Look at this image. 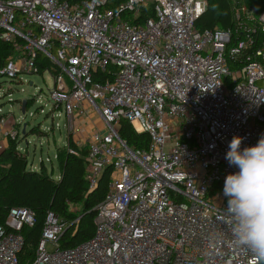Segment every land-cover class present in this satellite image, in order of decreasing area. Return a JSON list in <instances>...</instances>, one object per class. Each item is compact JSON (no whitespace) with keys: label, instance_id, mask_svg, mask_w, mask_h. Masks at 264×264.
Masks as SVG:
<instances>
[{"label":"built area","instance_id":"obj_1","mask_svg":"<svg viewBox=\"0 0 264 264\" xmlns=\"http://www.w3.org/2000/svg\"><path fill=\"white\" fill-rule=\"evenodd\" d=\"M149 1L154 18L137 24ZM229 1L234 27L202 32L208 0H126L120 12L109 0H0V43L12 46L0 78L22 83L51 62L69 136L87 109L104 126L86 144L89 192L112 168L93 239L61 250L67 224L49 213L30 264H264L233 243L223 194L238 171L225 159L233 136L243 149L264 135V0ZM13 119L0 109V127ZM123 120L149 135L148 150L119 137ZM35 221L32 210L9 212L0 264H20Z\"/></svg>","mask_w":264,"mask_h":264},{"label":"trees","instance_id":"obj_2","mask_svg":"<svg viewBox=\"0 0 264 264\" xmlns=\"http://www.w3.org/2000/svg\"><path fill=\"white\" fill-rule=\"evenodd\" d=\"M108 7L117 12L126 0H109ZM206 12L197 20L198 31L216 28L232 29L234 19L232 5L229 0H208ZM262 4V0H255ZM137 24H144L154 18V5L149 1L147 7L140 10ZM247 51L246 54H252ZM12 54V46L0 43V65L3 66ZM53 64L48 61L41 63V72L53 71ZM54 69V68H53ZM107 73H98L95 81L102 82ZM33 101L26 100L27 109ZM26 109V110H27ZM32 135L47 133L40 131V126L31 130ZM119 137L135 150H148L150 137L147 133L137 134L131 124L123 120L118 128ZM69 136L67 145L57 149L56 159L60 171L59 180H55L46 170L41 161L40 171L29 168V161L20 153L17 137H8L7 146L0 151V226L12 209H29L35 214L33 227H25L22 231L24 245L19 253L20 264H30L35 258L36 250L42 238L44 225L49 213L67 224L59 239L61 250L75 248L93 239L97 207L109 193L112 168H106L97 184L89 192L86 180L89 147H78ZM79 209L74 213L72 209ZM79 219V220H78ZM78 220L77 223H74Z\"/></svg>","mask_w":264,"mask_h":264},{"label":"rangeland","instance_id":"obj_3","mask_svg":"<svg viewBox=\"0 0 264 264\" xmlns=\"http://www.w3.org/2000/svg\"><path fill=\"white\" fill-rule=\"evenodd\" d=\"M20 79L22 83L0 78V109L2 113L14 118L5 128L12 130V134L18 138V149L27 157L29 168L40 171L43 161L47 172L55 180H59L57 149L67 145L69 133L65 127L66 118H55L60 110L53 109L54 102L50 95L54 88V78L46 71L41 75H24ZM26 100L33 103L28 109L26 106L27 110L23 114V102ZM52 117L55 118L54 121ZM57 124L60 128L56 127ZM53 125L54 130H50ZM38 126L41 132L47 134L32 135L31 130ZM100 128H104L102 122ZM72 211L77 213L79 209L73 208ZM47 249L52 250V245L48 244Z\"/></svg>","mask_w":264,"mask_h":264},{"label":"clouds","instance_id":"obj_4","mask_svg":"<svg viewBox=\"0 0 264 264\" xmlns=\"http://www.w3.org/2000/svg\"><path fill=\"white\" fill-rule=\"evenodd\" d=\"M242 140L233 136L225 155L229 165L238 169L224 181L225 212L233 243L264 261V135L243 149Z\"/></svg>","mask_w":264,"mask_h":264},{"label":"crops","instance_id":"obj_5","mask_svg":"<svg viewBox=\"0 0 264 264\" xmlns=\"http://www.w3.org/2000/svg\"><path fill=\"white\" fill-rule=\"evenodd\" d=\"M75 123V130L70 138L78 147L88 144L95 132L103 131V128H100L101 122L99 117L90 109H87V112L78 118ZM12 133V130H9V128L0 127V144L3 148L7 146L8 135H12ZM17 134L16 132L15 135ZM68 139L67 137V141Z\"/></svg>","mask_w":264,"mask_h":264},{"label":"water","instance_id":"obj_6","mask_svg":"<svg viewBox=\"0 0 264 264\" xmlns=\"http://www.w3.org/2000/svg\"><path fill=\"white\" fill-rule=\"evenodd\" d=\"M25 111H26V101L23 102L22 113L24 114Z\"/></svg>","mask_w":264,"mask_h":264}]
</instances>
